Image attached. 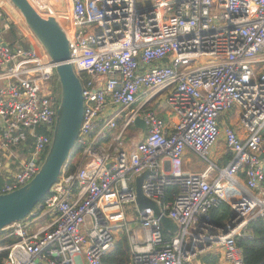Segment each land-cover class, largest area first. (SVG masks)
Listing matches in <instances>:
<instances>
[{
  "label": "built area",
  "instance_id": "obj_1",
  "mask_svg": "<svg viewBox=\"0 0 264 264\" xmlns=\"http://www.w3.org/2000/svg\"><path fill=\"white\" fill-rule=\"evenodd\" d=\"M68 2V15L56 19L83 87L78 167L68 174V161L32 216L1 231L0 264H101L121 234L130 264H204L206 256L247 264L238 243L264 221V0ZM7 20L0 2V196L40 171L61 103L48 50L30 29L29 46L9 42ZM157 100L176 122L149 108ZM233 108L241 131L221 125ZM220 138L231 153L223 169L208 158ZM19 150V171L4 178V158ZM188 150L210 164L206 171H185ZM143 175L144 196L175 231L152 208L139 209ZM228 195L234 218L215 225L211 213ZM44 217L50 222L32 231Z\"/></svg>",
  "mask_w": 264,
  "mask_h": 264
},
{
  "label": "water",
  "instance_id": "obj_2",
  "mask_svg": "<svg viewBox=\"0 0 264 264\" xmlns=\"http://www.w3.org/2000/svg\"><path fill=\"white\" fill-rule=\"evenodd\" d=\"M24 17L27 26L39 42L48 50L57 65V75L61 85V103L50 151L34 179L24 187L0 196V233L7 226L21 222L32 216L52 187L57 183L65 166L75 151L83 117L84 98L81 81L75 74L70 60V39L50 14L44 0H9ZM67 5L69 2H67ZM70 10V5H68ZM136 127L145 129L142 120ZM146 175L137 179V205L140 210L152 208L163 228L175 231L172 221L163 216L158 206L146 198L142 191ZM234 218V215H232Z\"/></svg>",
  "mask_w": 264,
  "mask_h": 264
},
{
  "label": "trees",
  "instance_id": "obj_3",
  "mask_svg": "<svg viewBox=\"0 0 264 264\" xmlns=\"http://www.w3.org/2000/svg\"><path fill=\"white\" fill-rule=\"evenodd\" d=\"M17 29L15 26L11 27V30L7 34V40L12 44L18 40ZM25 46H27L25 44ZM41 134H44V130H39ZM80 149H75L72 158L69 160V166L67 173H74L78 167V157L80 155ZM174 188L168 189V195L170 196L174 192ZM167 200H171L167 199ZM233 215L232 208L227 203H222L217 209L211 213L212 221L215 225H225ZM250 228L252 230L253 237L248 240H240L239 246L244 251L245 262L247 264H264V221L259 220L251 223ZM131 261V247L128 241V237L125 234H121L115 248L107 253L103 258L101 264H130ZM219 258L216 256H206L203 258L204 264H218Z\"/></svg>",
  "mask_w": 264,
  "mask_h": 264
},
{
  "label": "rangeland",
  "instance_id": "obj_4",
  "mask_svg": "<svg viewBox=\"0 0 264 264\" xmlns=\"http://www.w3.org/2000/svg\"><path fill=\"white\" fill-rule=\"evenodd\" d=\"M66 1L68 2V0H44V3L46 4L48 10L50 11V14L52 16H56L55 14L58 13V9L60 7V9H64L66 12H68V5L66 3ZM145 3V1L143 2V4ZM13 5V4H12ZM11 5V6H12ZM141 5V4H140ZM13 11L10 13L11 16H13V21L16 23L17 26H21V25H25L26 21L24 20L22 14L17 10V8L13 5ZM68 8V9H67ZM8 10V9H7ZM6 10V11H7ZM60 15L57 16V18ZM70 31H72V29L70 27H67ZM149 96V94L145 97L147 98ZM60 97H61V92H60ZM144 99H142L139 104L143 101ZM149 108L155 112L157 115H159V111L162 110L160 107V103L159 100L154 101ZM237 108H233L232 110H229L228 113H226L225 115H223L221 122H223V129H225L227 126L233 127L235 129L239 130V125L237 122V117H238V112H237ZM160 116V115H159ZM241 131V130H240ZM129 134H132L133 137L135 139H137L139 141V137H140V131L137 128H132L129 131ZM223 139V138H222ZM224 141V140H223ZM221 145H219L218 147L216 146V148H213V152H211V155H209V160L211 162H215L216 161V157L217 154H219L222 151L223 153H226L228 148H227V144L224 142H220ZM216 149V150H215ZM191 158L194 160L193 165H190L188 167V169L190 171L193 172H203L204 170H206L209 167V163L205 160H203L202 158H198L196 156H191ZM219 165V164H218ZM230 189V187H228V190ZM229 194H231V192H229ZM226 203L228 204H233V198L228 195ZM36 211V210H35ZM42 215V213H37V215L35 216L34 220H37L40 218V216ZM40 225L37 223L35 224L32 228V231H35ZM131 227L136 228L137 226H133L131 225ZM3 234L0 233V240L3 239Z\"/></svg>",
  "mask_w": 264,
  "mask_h": 264
},
{
  "label": "crops",
  "instance_id": "obj_5",
  "mask_svg": "<svg viewBox=\"0 0 264 264\" xmlns=\"http://www.w3.org/2000/svg\"><path fill=\"white\" fill-rule=\"evenodd\" d=\"M0 2L5 6V9L7 10V14H8V22L11 24V25H14L15 27H16V29H17V35H18V38H20V40H21V42L24 44V46H25V44L27 45V46H29V44H28V40H25V36H29V37H31V32H30V30H29V27L25 24V25H21L20 27L19 26H17L16 25V23L13 21V16H11V12L13 11V5H12V3L9 1V0H0ZM12 5V6H11ZM62 9H60V7H59V9H58V13H56L55 15V17H57L58 15H60L61 14V11ZM64 10V9H63ZM64 12H65V14H67L68 15V12H66L65 10H64ZM63 17V16H62ZM1 26H2V23H0V30H1ZM6 39H7V35H6ZM160 107H161V109L162 110H160L159 111V117H161L162 119H164L167 123H174V122H176V119L174 118V116H172L168 111H166L162 106H161V104H160ZM221 125H223V122H221ZM228 127V126H227ZM239 128V130L238 129H236V130H238V131H240V127H238ZM235 129V128H234ZM220 142H224L223 141V139L222 138H220L219 139V142H218V144L216 145L217 147L219 146V145H221V143ZM216 146L214 147V148H216ZM216 150V149H215ZM211 152H213V151H211ZM17 155L19 156V158H17V159H14V158H7V159H5L4 158V160L6 161V168H5V171H4V178L5 177H8V176H10V175H13L14 173H16V172H18L19 171V167H20V164H21V162L23 161V159L25 158V155L23 154V151H21V150H19L18 152H17ZM211 155V154H210ZM191 156H196V157H198L196 154H194L193 152H191V151H187L186 152V155H185V157H184V169H185V171L187 172V173H194V174H196V173H202V172H193V171H190L189 169H188V167L190 166V165H193V163H194V160L191 158ZM216 157V161L215 162H212L215 166H217L218 168H220V169H223V168H225L226 166H227V164H228V162L230 161V159H231V153L229 152V150H227V152L226 153H223L222 154V151L219 153V154H217V156H215ZM199 158V157H198ZM219 164V165H218ZM207 170V169H206ZM206 170H204V171H206ZM203 171V172H204ZM239 178H240V180L243 182L244 180H243V177L242 176H239ZM263 189H264V187H263ZM50 222V219L49 218H42V219H40V220H38V224L41 226V227H43V226H46L48 223Z\"/></svg>",
  "mask_w": 264,
  "mask_h": 264
},
{
  "label": "bare ground",
  "instance_id": "obj_6",
  "mask_svg": "<svg viewBox=\"0 0 264 264\" xmlns=\"http://www.w3.org/2000/svg\"><path fill=\"white\" fill-rule=\"evenodd\" d=\"M61 11H62V12H61L60 16H67V14H65V12H64L63 9H62ZM57 19H58V18H57Z\"/></svg>",
  "mask_w": 264,
  "mask_h": 264
}]
</instances>
